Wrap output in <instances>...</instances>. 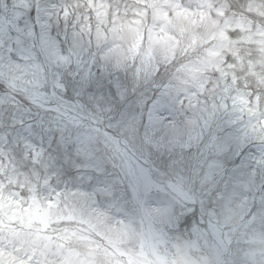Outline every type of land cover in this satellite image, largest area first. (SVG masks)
<instances>
[{"label":"clouds","instance_id":"clouds-1","mask_svg":"<svg viewBox=\"0 0 264 264\" xmlns=\"http://www.w3.org/2000/svg\"><path fill=\"white\" fill-rule=\"evenodd\" d=\"M115 2L120 5L121 19L140 21L136 25L142 33L138 52H128L125 43L120 67L115 66V58L102 59L112 45L109 40L102 48L97 47L95 19L92 20L91 43L85 29L82 45L75 50L71 64L48 63L37 52L43 64V72L38 74L41 83L38 91L44 98L31 102V85H24L29 93H15L20 106L4 107L5 112L14 114L15 127L6 116L0 134H10L12 144L13 141L19 144L15 150L23 170L31 173L35 169L42 177L50 175L51 186L60 192L89 194L79 206L84 208L86 221L90 211L105 214L104 223L91 221L99 231L106 232L122 220L132 232L131 240L123 247L139 249L144 244L146 250L151 251L150 246L157 244L159 257L174 262L179 259L175 245H183L189 235L183 228L179 232L168 228L159 216L149 212L166 206L180 211L178 193L170 184H182L184 191L197 198L202 195L196 169L204 143L215 129L214 125L209 129L204 124L208 113L214 110L213 105L220 119L226 115L242 116L235 125L225 128V134H240L248 127L250 136H264V119L259 114L238 111L244 107L242 99H250L254 104L258 94L260 113L264 114V0H178L193 11L203 9L202 22L198 20L183 34L178 27L154 21L151 12L147 17H134L131 11L125 14L124 4L134 7L133 0ZM162 27L166 28L165 35L173 39L167 44L150 43V30L155 36ZM221 31L229 36L234 55L221 54L218 39ZM60 43L62 51L68 55L71 41L61 39ZM77 57L82 61L79 73ZM227 64L232 67L227 68ZM86 69H90L91 76L84 80ZM58 81L62 88L56 86ZM65 102L67 115L76 117L75 124L61 115ZM222 104L227 105V113L220 107ZM71 106H76L74 111ZM45 108H59L61 112ZM20 120H23L22 126ZM253 128L256 131H251ZM85 135L92 138L87 154L78 152V141ZM29 138L43 148V162L49 165L47 170L23 156V139ZM261 146L264 145L259 140L253 139L248 151L255 155ZM226 162L231 167V161ZM141 170L150 175L158 188L145 189ZM106 186L110 187V194L100 191ZM133 188H138V197L133 195ZM43 192L47 195L46 188ZM88 228L89 223L64 221L50 224L47 234L63 236L65 230L82 233ZM156 233H164V237L154 240ZM208 239V245L202 244L194 256L215 264L214 241L211 236ZM0 243L8 249L14 241L5 232ZM63 243L65 249L85 251L75 238ZM235 248L233 243V253L223 256L226 264L236 258ZM25 251L30 249L21 246L18 254L22 256ZM47 251L49 264H60V249L51 247ZM150 258L157 259L156 256Z\"/></svg>","mask_w":264,"mask_h":264},{"label":"snow or ice","instance_id":"snow-or-ice-1","mask_svg":"<svg viewBox=\"0 0 264 264\" xmlns=\"http://www.w3.org/2000/svg\"><path fill=\"white\" fill-rule=\"evenodd\" d=\"M133 4L134 7L125 4L123 12L131 11L134 17H147L151 12L154 21L178 27L182 34L198 20H203L202 8L193 11L178 0H133ZM121 16L120 5L115 0H84L83 3L81 0H15L10 11L0 14V127L4 126L6 116L15 127L14 114L5 112L4 107L20 106L15 93H29V88L24 85H31V102L44 98V94L38 91L41 87L38 74L43 72V64L37 52L48 63L58 66L71 64L75 50L82 45L85 29L91 43L93 18L97 22V47L102 48L109 40L112 45L102 59L115 58V66L120 67L125 55L122 51L125 43L128 52L137 53L142 39V33L136 27L140 21L134 19L125 22ZM105 24L108 25L107 29L104 28ZM165 32L166 28L162 27L160 34L153 36L150 30V43L167 44L173 37L165 35ZM219 36L223 37L225 33L221 31ZM61 39L71 41L68 55L62 51ZM76 65L79 73L82 61L78 57ZM29 75L32 79L26 80L25 77ZM90 76V69L84 70V80ZM56 86L62 88L59 81ZM241 103L244 107L239 112H256L264 119V114L260 113V95L255 96L254 104L250 99H242ZM71 107L74 111L76 106ZM220 107L225 113L228 112L226 104ZM213 109L204 124L205 128L211 129L214 125L215 129L204 143L196 169L202 195L197 198L184 191L182 184H170L169 187L178 193L180 211L174 206H166L149 212L150 215L154 212L159 216L168 228L177 232L183 228L189 235L183 245H175L179 259L174 262L159 257L157 244L150 246L151 251H147L144 244L139 249L123 247L131 240L132 232L122 220L116 222L117 226H110L106 232L99 231L91 221L94 219L102 224L105 214L98 210L90 211L86 221L84 208L79 206V202L86 200L89 194L60 192L51 186L50 175L42 177L35 169L31 173L24 171L15 149L4 150L10 134H0V239L7 232L14 241L8 249L0 243V264H49L47 250L51 247L60 249V264H210L207 258L196 259L194 256L202 244L208 245L209 236L214 241L215 264H226L223 256L233 253V243L236 245V258L229 264H264V146L258 147L255 155L248 151L253 139L264 145V136H250L248 127L240 134H225V128L235 125L242 116L230 118L226 115L220 119L215 111L216 105H213ZM45 110L61 112L59 108ZM67 112L65 102L61 115L75 124L76 117L68 116ZM19 123L22 126L23 120ZM251 131L256 130L253 128ZM91 139L88 135L80 138L79 153H88ZM13 144L15 148L19 147L15 141ZM43 155L42 147L37 149L30 138L23 139V156L47 170L49 165L43 162ZM226 160L231 161V167ZM96 170L101 171L99 168ZM140 175L146 190L158 188L146 171L141 170ZM43 188L47 189V195ZM100 191L111 193L108 186ZM133 195L139 196L138 188H133ZM64 221L89 223V228L82 233L65 230L63 236L56 237L47 234L50 224ZM163 237L164 233H156L153 239ZM72 238L79 241L85 249L84 253L65 249L63 241ZM21 246L30 251L19 255ZM151 256L157 259L153 261Z\"/></svg>","mask_w":264,"mask_h":264},{"label":"rangeland","instance_id":"rangeland-1","mask_svg":"<svg viewBox=\"0 0 264 264\" xmlns=\"http://www.w3.org/2000/svg\"><path fill=\"white\" fill-rule=\"evenodd\" d=\"M14 2H15V0H0V14H4L6 11H10V10L12 9V7H13ZM81 2L83 3L84 0H81ZM121 2H123V0H121ZM124 6H125V4H124ZM82 10H83V9H82ZM85 14H86V15H91L90 12H85ZM93 19H94V18H93ZM93 19H92V20H93ZM91 23H92V21H91ZM95 23H97L96 20H95ZM102 27H103V25H102ZM204 27H205V29H207L208 25L205 24ZM223 32H224V31H223ZM224 33H225V36H223V37H222V36H219V34H218V39H219V41H220V45H219V47H220V49L222 50V51H221V54L229 53V56L234 55L235 53H232V51H231L230 38H229V36L226 34V32H224ZM213 39H217V37H213ZM226 67H227V68H231L232 65H231V64H227ZM219 70H220V69L217 68V71H219ZM232 79H233V81H235V76H233ZM9 148H13V149H15L14 144H12V142H11V138H9V142H8V144L4 146V150H5V151H8ZM37 149H39L38 146H37ZM15 151H16V150H15ZM24 171H27V170L25 169Z\"/></svg>","mask_w":264,"mask_h":264}]
</instances>
